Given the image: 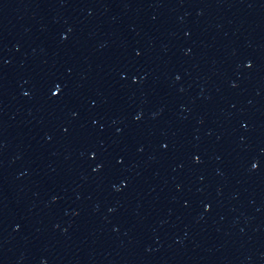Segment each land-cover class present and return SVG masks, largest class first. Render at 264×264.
<instances>
[{"label": "water", "instance_id": "1", "mask_svg": "<svg viewBox=\"0 0 264 264\" xmlns=\"http://www.w3.org/2000/svg\"><path fill=\"white\" fill-rule=\"evenodd\" d=\"M0 264H264V0H0Z\"/></svg>", "mask_w": 264, "mask_h": 264}]
</instances>
